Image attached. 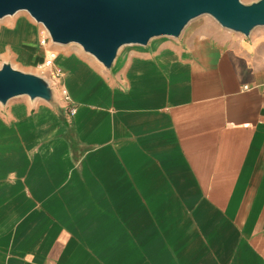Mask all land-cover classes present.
I'll list each match as a JSON object with an SVG mask.
<instances>
[{"label":"crops","instance_id":"crops-1","mask_svg":"<svg viewBox=\"0 0 264 264\" xmlns=\"http://www.w3.org/2000/svg\"><path fill=\"white\" fill-rule=\"evenodd\" d=\"M54 51L68 101L0 104V264H264V27Z\"/></svg>","mask_w":264,"mask_h":264},{"label":"water","instance_id":"water-1","mask_svg":"<svg viewBox=\"0 0 264 264\" xmlns=\"http://www.w3.org/2000/svg\"><path fill=\"white\" fill-rule=\"evenodd\" d=\"M18 11L40 23L52 44H76L106 69L122 46L145 45L161 36L176 38L200 15L244 36L264 27V0H0V19ZM17 96L53 100L46 79L3 62L0 104Z\"/></svg>","mask_w":264,"mask_h":264},{"label":"rangeland","instance_id":"rangeland-1","mask_svg":"<svg viewBox=\"0 0 264 264\" xmlns=\"http://www.w3.org/2000/svg\"><path fill=\"white\" fill-rule=\"evenodd\" d=\"M240 1H242L243 3H250L254 0H240ZM24 16L28 18L31 24L33 25V27L29 25L30 31L33 32V35L35 36L37 35L36 37H38V35L40 36V33L44 29V27L40 23H37L36 21H34L33 18H31L26 11H18L13 15L6 16L0 19V65L3 62H9L14 68H17L24 72L33 73L35 75H38L46 79L50 87L52 88L53 100L55 98L63 99L61 92H60L61 90L59 89L58 85L55 82H53V80L48 75L47 71L38 69L37 64L40 63L42 60H44L45 51L49 50L50 47L53 48L54 50H56L57 48H68L69 47L73 50H77V51L79 50L85 55H89V54L83 52L82 49L76 44H67L65 46L57 45V44H52L50 42V39H49V42L45 46H40V47L36 45V40L34 44H32L30 38L28 37H26V41L24 40L18 41L16 39L17 44L12 45L10 43V41L12 40L10 37V34H11L10 31L13 30V27L16 23L15 20L18 18L24 17ZM214 23L215 21L209 15H200L190 20L186 24L182 32L187 29L201 30L202 28H210L212 27V25H214ZM259 28L260 27H256L254 29H259ZM7 32L9 34L7 36V38H9L8 41L5 40V36H2L3 34H6ZM161 37H166V36H161ZM126 46L127 45L122 46L119 50L123 49ZM19 98L28 99L27 96H17L12 99H19Z\"/></svg>","mask_w":264,"mask_h":264},{"label":"built area","instance_id":"built-area-1","mask_svg":"<svg viewBox=\"0 0 264 264\" xmlns=\"http://www.w3.org/2000/svg\"><path fill=\"white\" fill-rule=\"evenodd\" d=\"M49 42V36L45 29L40 33L39 45L45 46ZM55 57V52L51 49L45 51V57L43 62L40 64L39 68L45 71H49V76L52 80H56L60 76L59 69H53V59ZM61 95L65 101H68V96L64 90H61ZM74 112V109H70V114Z\"/></svg>","mask_w":264,"mask_h":264},{"label":"bare ground","instance_id":"bare-ground-1","mask_svg":"<svg viewBox=\"0 0 264 264\" xmlns=\"http://www.w3.org/2000/svg\"><path fill=\"white\" fill-rule=\"evenodd\" d=\"M36 34V33H35ZM37 36V35H36ZM116 62V61H115Z\"/></svg>","mask_w":264,"mask_h":264}]
</instances>
